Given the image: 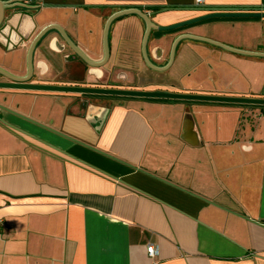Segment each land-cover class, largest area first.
I'll return each instance as SVG.
<instances>
[{
	"label": "crops",
	"instance_id": "1",
	"mask_svg": "<svg viewBox=\"0 0 264 264\" xmlns=\"http://www.w3.org/2000/svg\"><path fill=\"white\" fill-rule=\"evenodd\" d=\"M16 4L32 16L15 19L36 24L29 39L0 33V68L18 75L27 71L29 41L48 24L96 60L113 13L190 7L151 13L161 25L207 13L191 9L196 0ZM200 4L259 7L264 0ZM145 30L136 13L112 22L103 69L120 74L119 87L264 97V57L187 38L160 72L144 58ZM184 33L264 52V16L216 17L153 29L147 42L152 62L166 65ZM76 57L52 30L34 50L33 80L80 82L85 64ZM0 80L6 78L0 74ZM87 95L0 89L1 104L98 149L0 109V264H264V105ZM188 113L195 133L185 134Z\"/></svg>",
	"mask_w": 264,
	"mask_h": 264
},
{
	"label": "water",
	"instance_id": "2",
	"mask_svg": "<svg viewBox=\"0 0 264 264\" xmlns=\"http://www.w3.org/2000/svg\"><path fill=\"white\" fill-rule=\"evenodd\" d=\"M17 0H0V20L5 16L6 11H12L11 12V19L16 14L15 9L19 6L16 4ZM184 9H190V7H184V6H164L161 9H154L150 13H146L143 10L139 8H129L124 9L121 11H118L116 13H113L105 24L104 29V51L106 59L109 54V48H108V31L110 29L111 23L113 20H115L117 17L128 14V13H136L139 16H141L145 22H146V30H145V36H144V42H143V55L146 60V62L149 64V66L156 71H165L167 70L170 65L172 64L175 54H176V48L178 43L183 39H196L204 42L211 43L216 46H220L222 48H225L227 50H230L232 52L245 54V55H251V56H261L264 57V52L259 51H251V50H245V49H239L233 46H230L226 43H223L219 40L205 37V36H199L191 33H184L176 37L174 40L171 51H170V58L166 65H156L152 62L148 55L147 51V42L150 33L153 29H159L162 31H168V30H174L181 28L183 26H187L196 22H201L206 19L210 18H216V17H255V16H264V6L259 7H231V6H216V7H208L206 5H197L192 7L191 9H197V10H206L207 13L201 14L196 17L188 18L185 20H181L179 22L171 23L168 25H161L158 23H155L154 20L150 18L152 14L156 13H163L168 11H175V10H184ZM26 13V12H25ZM152 13V14H151ZM62 32V28L57 27ZM56 28V29H57ZM58 29V30H59ZM53 30V28H50L48 26H44L39 33L36 35L34 41L32 42L29 52H28V58H27V71L25 74L18 75L10 72H6L0 68V74L6 78V80H0V89H19V90H38V91H52V92H64V93H76V94H99L101 96H122V97H137V98H160V99H178V100H193V101H209V102H225V103H239V104H248V105H264V97H258V96H247V95H228V94H215V93H199V92H189V91H174L170 89H163V88H154V89H142V88H127V87H109V86H101V87H88V86H82V85H76V84H62V83H49L45 81H34V66H33V54L34 50L36 48L37 43L42 42L45 40L46 37L50 34V32ZM67 42L72 47L74 53L78 55L82 60L86 61L88 64L92 66H97L99 63L90 61L87 56L70 40V38L67 35H64ZM49 48H54L51 41L47 45ZM43 64V63H42ZM44 65V64H43ZM38 67H40V64H38ZM44 72L42 71L41 74ZM0 109L7 110L8 112H11L13 114L18 115L19 117H22L28 121H31L47 130H50L56 134L62 135L65 138H68L69 140H72L76 143H79L81 145H84L86 147L96 149L91 144H88L82 140H79L71 135H68L60 130H56L55 128H52L44 123H41L29 116H26L16 110H13L9 108L8 106L0 103ZM104 111L102 112L101 118L103 120V117L105 118L106 113L109 112V107L103 108ZM186 117L188 118V121L185 123L184 126V132L185 134H189L192 131H194V125L192 122V116L191 114H186ZM96 118V117H95ZM0 121L2 120V117L0 116ZM88 121H91V123H95L93 119H89ZM6 123V122H4ZM8 123V122H7ZM6 123V124H7ZM102 124V121L98 125ZM8 125V124H7ZM98 126H94L95 131L98 132L99 128Z\"/></svg>",
	"mask_w": 264,
	"mask_h": 264
},
{
	"label": "flooded vegetation",
	"instance_id": "3",
	"mask_svg": "<svg viewBox=\"0 0 264 264\" xmlns=\"http://www.w3.org/2000/svg\"><path fill=\"white\" fill-rule=\"evenodd\" d=\"M16 3H17V1H16ZM21 7L22 6H18L15 9L16 14L21 13L23 16H26V15L32 16L30 11H27L26 9H21ZM16 14L11 19L10 16H6V12H5V16L0 20V33L5 34V35L6 34L7 35H16V36L20 35L21 37L23 35V37H26L27 39H29V37L33 35L32 33L36 30V24L34 22L30 23L25 17L16 20L15 19ZM48 25L50 28H53V30L57 28L55 25H52V24H48ZM111 25H112V23H111ZM183 27H185V26H183ZM110 28H111V26H110ZM58 29L59 28H57V30ZM59 32H60V36H62L64 38V41L68 45L70 50L73 51L72 47L70 46V44L67 42V40L64 37V35H67V34L64 33L63 31L61 32L60 29H59ZM38 33H39V31L34 33L33 38L29 41L30 46H31L32 42L34 41V39ZM109 34H110V29H109L108 35H107L108 48H109L108 57L106 59L104 58L105 51H104V35H103V41H102L103 56L100 59H96V60L91 59L90 57H87L90 61L99 63V65L92 66L83 60L84 64H85V69H83V72H82V80L80 82L75 83L76 85H82V86H88V87H101V86L119 87L118 81H119L120 74L117 71H114V68H112V70L108 69V72H106V73L103 69L107 66L108 59L110 58V49L111 48L109 46ZM144 35H145V33H144ZM143 39H144V36H143ZM38 44H39V42L37 43V45ZM30 46H29V48H30ZM69 57H70V55L69 56L66 55V56H64V59L68 60ZM76 58H79L78 55ZM91 97H97L100 99L102 97L106 98V96H101L99 94H95V95L92 94ZM115 97H117V96H108L107 98H115Z\"/></svg>",
	"mask_w": 264,
	"mask_h": 264
},
{
	"label": "built area",
	"instance_id": "4",
	"mask_svg": "<svg viewBox=\"0 0 264 264\" xmlns=\"http://www.w3.org/2000/svg\"><path fill=\"white\" fill-rule=\"evenodd\" d=\"M198 4L202 3L203 0H196ZM147 250H148V253L150 256H154L155 253H156V248L154 246V244H150L148 247H147Z\"/></svg>",
	"mask_w": 264,
	"mask_h": 264
},
{
	"label": "trees",
	"instance_id": "5",
	"mask_svg": "<svg viewBox=\"0 0 264 264\" xmlns=\"http://www.w3.org/2000/svg\"><path fill=\"white\" fill-rule=\"evenodd\" d=\"M155 9H158V8H155Z\"/></svg>",
	"mask_w": 264,
	"mask_h": 264
}]
</instances>
